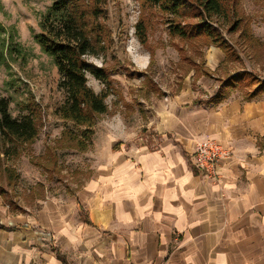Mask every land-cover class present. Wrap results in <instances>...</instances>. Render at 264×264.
<instances>
[{
	"label": "crops",
	"instance_id": "0c3cea01",
	"mask_svg": "<svg viewBox=\"0 0 264 264\" xmlns=\"http://www.w3.org/2000/svg\"><path fill=\"white\" fill-rule=\"evenodd\" d=\"M196 99L161 102L149 143H110L75 195L0 198V264H264V97ZM203 140L230 152L218 184L196 165Z\"/></svg>",
	"mask_w": 264,
	"mask_h": 264
},
{
	"label": "rangeland",
	"instance_id": "374dc122",
	"mask_svg": "<svg viewBox=\"0 0 264 264\" xmlns=\"http://www.w3.org/2000/svg\"><path fill=\"white\" fill-rule=\"evenodd\" d=\"M54 1L0 0V99L8 100L14 118L27 115L30 105L41 116L34 141L21 144L17 158L0 167V186L6 191L0 198L9 210L34 211L46 199L75 195L91 178L102 150L110 143L113 148L148 144L147 125L161 102L193 92L196 100L208 105L228 77L239 70L264 80V0L229 3L239 16L251 20L257 42H246L241 32L231 30L235 23L232 13L231 20L213 19L235 45L241 57L237 63L226 61L214 46L202 48L204 56H199L190 43L172 37L173 16H163L158 9L142 14L138 0H108L104 24L109 38L99 55L87 57L90 65L107 73L105 80L92 74H87V79L96 94L107 95L108 110L93 127L91 146L78 151L72 138L86 127H78L58 113L66 99L61 77L34 39L40 32L39 21ZM142 17L148 21L145 45L136 34ZM212 54L218 55L213 65ZM198 69H208L214 75L196 74ZM243 91L230 89L220 95L243 96Z\"/></svg>",
	"mask_w": 264,
	"mask_h": 264
},
{
	"label": "trees",
	"instance_id": "16d2710c",
	"mask_svg": "<svg viewBox=\"0 0 264 264\" xmlns=\"http://www.w3.org/2000/svg\"><path fill=\"white\" fill-rule=\"evenodd\" d=\"M107 1L55 0L39 21L40 32L34 35L42 52L52 59L61 77L60 88L64 90L66 99L58 113L76 126L86 127L72 138L76 141L75 147L81 152L91 146L93 127L108 110L105 105L107 95L96 94L88 87L87 79V74H92L98 80H105L107 76L105 70L87 62V57L97 56L104 50L109 38L110 31L104 24ZM230 1L138 0L142 14L145 10L158 9L163 16H173L170 35L190 43L194 53L203 57L202 48L214 46L223 52L226 61L237 63L241 57L235 45L225 38L221 26L213 23V19L231 20L232 13L235 23L231 30L241 32L246 42L258 40L253 36L251 20L233 11L229 6ZM147 24L146 18L142 17L136 26V34L144 45L147 42ZM200 41L203 43L201 46ZM197 73L209 78L214 75L208 69H198ZM230 89L244 90L243 97L247 101L263 98L264 80L252 72L239 70L228 77L210 102L220 103L225 99L220 93ZM29 108L27 115L14 118L10 114L8 100L0 99V167L17 158L21 144L31 143L39 133L38 121L41 116L36 108L31 109V105ZM5 194L6 191L0 186V196Z\"/></svg>",
	"mask_w": 264,
	"mask_h": 264
},
{
	"label": "built area",
	"instance_id": "2783aa9c",
	"mask_svg": "<svg viewBox=\"0 0 264 264\" xmlns=\"http://www.w3.org/2000/svg\"><path fill=\"white\" fill-rule=\"evenodd\" d=\"M230 152L221 144L213 140H203L196 146V165L206 172V177L214 184L220 182L218 165Z\"/></svg>",
	"mask_w": 264,
	"mask_h": 264
}]
</instances>
